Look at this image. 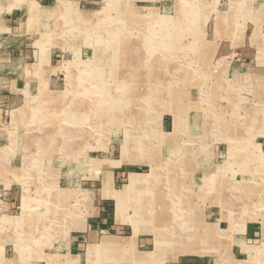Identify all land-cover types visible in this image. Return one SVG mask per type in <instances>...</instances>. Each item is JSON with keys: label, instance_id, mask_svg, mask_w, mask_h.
<instances>
[{"label": "rangeland", "instance_id": "374dc122", "mask_svg": "<svg viewBox=\"0 0 264 264\" xmlns=\"http://www.w3.org/2000/svg\"><path fill=\"white\" fill-rule=\"evenodd\" d=\"M104 214L264 264V0H0V264H106Z\"/></svg>", "mask_w": 264, "mask_h": 264}, {"label": "crops", "instance_id": "0c3cea01", "mask_svg": "<svg viewBox=\"0 0 264 264\" xmlns=\"http://www.w3.org/2000/svg\"><path fill=\"white\" fill-rule=\"evenodd\" d=\"M18 52H20V50H18ZM8 53H6L7 55H5V57L11 58L12 56L11 51ZM7 67L12 68L13 65L10 64L7 65ZM102 217H104L107 220L105 221L104 224L103 222L101 224V228L105 230L106 236L110 235L112 237H117V238L123 237L125 239L132 235L134 229L130 224L118 223L116 222V220L112 219L111 215L109 217V215L106 216L104 214ZM126 228L131 230L129 235H125L124 232L122 231L123 229ZM112 229L113 231H110ZM239 234L241 235L240 239L248 243L256 240V238L260 236L261 229L259 228L258 225L254 223H249ZM103 237L99 243H94L93 245H99L102 247L99 253L101 254L102 260L106 264H108L110 260H113V262L117 261L119 264H155L156 260L165 261L163 264H215V262H211V259L215 260V256H208V255L202 256V255H193V254L182 255L180 253H176L175 251L171 253L165 251V252H161L160 254L156 252V255L154 254V256H152V257H156V259L153 258L152 260L151 257L147 259L148 260L147 263L145 262V258L141 259V257L143 256L146 257L145 256L146 254L154 253L156 240L153 234L140 233L134 242L125 241V240L121 241L119 239L117 241L115 240V242L112 239H111L112 241L108 239L106 240V242L105 241L103 242L104 239ZM215 239L218 241V238ZM110 243H114V245H107ZM198 243L200 244V242ZM89 245L91 244H87V239L83 235L78 236L72 240L73 249L82 250L84 247L85 248L89 247Z\"/></svg>", "mask_w": 264, "mask_h": 264}, {"label": "bare ground", "instance_id": "6f19581e", "mask_svg": "<svg viewBox=\"0 0 264 264\" xmlns=\"http://www.w3.org/2000/svg\"><path fill=\"white\" fill-rule=\"evenodd\" d=\"M183 12V11H182ZM185 12V11H184ZM123 19V18H122ZM91 27V26H90ZM108 39H111V38H108ZM117 42V41H116ZM114 43V42H113ZM103 46V45H102ZM111 48V47H110ZM112 49V48H111ZM139 51V50H138ZM120 53V52H119ZM121 54V53H120ZM116 56V55H115ZM118 58V57H117ZM139 58V57H138ZM131 59V58H130ZM140 59V58H139ZM121 60V59H120ZM117 62V61H116ZM132 62V61H131ZM117 64V63H116ZM123 64V63H122ZM112 65V64H111ZM127 65V64H126ZM120 66V65H119ZM126 67V66H125ZM135 67V66H134ZM123 68V67H122ZM112 69V68H111ZM117 69V68H116ZM115 69V70H116ZM119 69V68H118ZM121 69V68H120ZM124 69V68H123ZM134 70V69H133ZM120 71V70H119ZM132 73H134L133 71H132ZM117 74V73H116ZM141 74V73H140ZM142 75V74H141ZM113 76V75H112ZM115 76V75H114ZM124 77V76H123ZM128 77H129V75H128ZM138 79V78H137ZM142 79H143V77H142ZM136 84V83H135ZM110 92V91H109ZM110 96V95H109ZM53 98V97H52ZM134 99V98H133ZM50 112H52V111H50ZM67 112V111H66ZM46 113V112H45ZM68 113V112H67ZM73 113V112H72ZM66 114V113H65ZM79 114V113H78ZM86 114V113H85ZM71 115V114H70ZM77 116V115H76ZM15 145V144H14ZM50 160V159H49ZM143 177V176H142ZM148 178V177H147ZM141 179H139V177H136V176H133V178H132V186H125V187H123L122 189H117V193H118V195L119 196H125V191L126 190H129V187H134L135 186V184L136 183H139V182H141L140 181ZM143 180V179H142ZM144 180H145V178H144ZM143 184V183H142ZM135 188V187H134ZM146 189V188H145ZM116 193V194H117ZM127 194V193H126ZM127 197V196H126ZM122 198V197H121ZM156 198V197H155ZM149 202V201H148ZM138 206V205H137ZM138 208H139V206H138ZM151 208V207H150ZM137 209V208H136ZM148 210V209H147ZM151 210V209H150ZM170 210H172L171 208H170ZM170 213V212H169ZM157 215V214H156ZM164 215H165V213H164ZM149 216V215H148ZM166 216H167V214H166ZM166 216H164V217H162L161 216V219H166ZM139 218V217H138ZM151 218H153V217H151ZM141 221V220H140ZM152 222V221H151ZM149 230H151L152 232H154V233H156V247H157V245H158V252L160 251V253L161 252H165V251H167V252H169V253H171V252H173L174 251V249L176 248L177 249V251L180 253V254H189V253H191L192 254V251H199L198 249L197 250H195V247H196V245H195V239L196 238H198L199 236H198V234L196 233V234H188V236L189 237H187V240L185 241V243H186V248L182 251L180 248H179V246H177L179 243L181 244L182 242H180L179 241V237H176V236H174V232H171L170 231V233H165V232H158L157 230L155 231H153V226H148L147 227ZM137 233L138 232H134V234L135 235H137ZM106 238V237H105ZM108 239V238H107ZM183 239V238H182ZM194 239V240H193ZM109 240H111V239H109ZM120 240H121V238H120ZM123 240V239H122ZM184 240V239H183ZM112 241V240H111ZM135 241V240H134ZM110 245H114V243H110ZM196 253V252H195ZM151 256H152V254H150ZM193 255H195V254H193ZM198 255V254H197ZM199 255H203L202 253H199ZM148 257V256H147ZM76 261L78 262L79 260L78 259H76ZM157 262H158V260H156ZM91 262V261H90ZM89 262V263H90ZM160 262V261H159ZM161 262H162V260H161ZM79 263V262H78ZM158 264H160V263H158ZM161 264H163V263H161Z\"/></svg>", "mask_w": 264, "mask_h": 264}]
</instances>
